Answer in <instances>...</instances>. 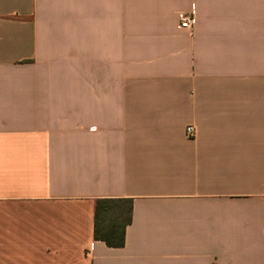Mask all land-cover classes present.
<instances>
[{
  "label": "crops",
  "instance_id": "0c3cea01",
  "mask_svg": "<svg viewBox=\"0 0 264 264\" xmlns=\"http://www.w3.org/2000/svg\"><path fill=\"white\" fill-rule=\"evenodd\" d=\"M0 264H264V0H0Z\"/></svg>",
  "mask_w": 264,
  "mask_h": 264
},
{
  "label": "trees",
  "instance_id": "16d2710c",
  "mask_svg": "<svg viewBox=\"0 0 264 264\" xmlns=\"http://www.w3.org/2000/svg\"><path fill=\"white\" fill-rule=\"evenodd\" d=\"M131 212L130 199H97L94 204V240L109 248L123 247Z\"/></svg>",
  "mask_w": 264,
  "mask_h": 264
},
{
  "label": "built area",
  "instance_id": "2783aa9c",
  "mask_svg": "<svg viewBox=\"0 0 264 264\" xmlns=\"http://www.w3.org/2000/svg\"><path fill=\"white\" fill-rule=\"evenodd\" d=\"M194 12L190 13H179L178 14V23L179 28L185 31L191 30L193 23H194ZM195 130L192 126H188L186 128V135L188 137L193 136Z\"/></svg>",
  "mask_w": 264,
  "mask_h": 264
}]
</instances>
